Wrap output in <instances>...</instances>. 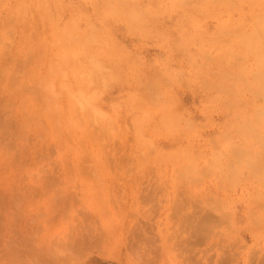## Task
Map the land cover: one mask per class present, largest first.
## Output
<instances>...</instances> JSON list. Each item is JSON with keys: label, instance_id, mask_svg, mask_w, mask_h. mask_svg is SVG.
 <instances>
[{"label": "rangeland", "instance_id": "rangeland-1", "mask_svg": "<svg viewBox=\"0 0 264 264\" xmlns=\"http://www.w3.org/2000/svg\"><path fill=\"white\" fill-rule=\"evenodd\" d=\"M263 21L0 0V264H264Z\"/></svg>", "mask_w": 264, "mask_h": 264}, {"label": "bare ground", "instance_id": "bare-ground-1", "mask_svg": "<svg viewBox=\"0 0 264 264\" xmlns=\"http://www.w3.org/2000/svg\"><path fill=\"white\" fill-rule=\"evenodd\" d=\"M246 39L249 40L248 42L254 43L255 45L254 56L256 60L258 61V66L255 70V74L256 76L260 78V81H261L260 82L261 90H259L260 88L259 86L258 92L260 93V91H262L264 93V45H262V42H261V39H262L264 43V21L261 22L258 29H255L254 32L250 34L249 38H246ZM262 108H264V105L262 106Z\"/></svg>", "mask_w": 264, "mask_h": 264}]
</instances>
